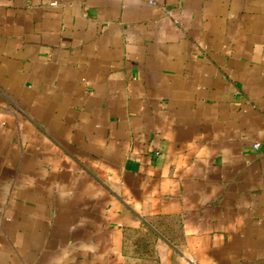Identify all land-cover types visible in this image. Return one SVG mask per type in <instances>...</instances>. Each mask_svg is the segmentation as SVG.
Wrapping results in <instances>:
<instances>
[{
    "label": "crops",
    "instance_id": "crops-1",
    "mask_svg": "<svg viewBox=\"0 0 264 264\" xmlns=\"http://www.w3.org/2000/svg\"><path fill=\"white\" fill-rule=\"evenodd\" d=\"M0 264H264V0H0Z\"/></svg>",
    "mask_w": 264,
    "mask_h": 264
},
{
    "label": "built area",
    "instance_id": "built-area-1",
    "mask_svg": "<svg viewBox=\"0 0 264 264\" xmlns=\"http://www.w3.org/2000/svg\"><path fill=\"white\" fill-rule=\"evenodd\" d=\"M151 2V1H150ZM254 146H256V143L254 144Z\"/></svg>",
    "mask_w": 264,
    "mask_h": 264
}]
</instances>
